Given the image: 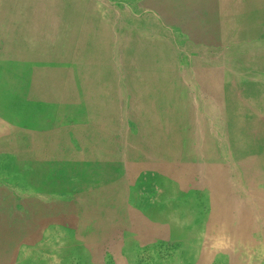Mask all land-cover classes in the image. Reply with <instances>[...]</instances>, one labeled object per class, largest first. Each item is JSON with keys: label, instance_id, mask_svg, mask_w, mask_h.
<instances>
[{"label": "rangeland", "instance_id": "1", "mask_svg": "<svg viewBox=\"0 0 264 264\" xmlns=\"http://www.w3.org/2000/svg\"><path fill=\"white\" fill-rule=\"evenodd\" d=\"M0 264H264V0H0Z\"/></svg>", "mask_w": 264, "mask_h": 264}, {"label": "crops", "instance_id": "2", "mask_svg": "<svg viewBox=\"0 0 264 264\" xmlns=\"http://www.w3.org/2000/svg\"><path fill=\"white\" fill-rule=\"evenodd\" d=\"M90 36V33H88L87 31V27L84 25H77L74 27V58L78 55H91L90 53V47H94L93 44H88L90 39L88 38ZM132 41V42H131ZM130 42L135 44V47L133 49H131L130 54L129 55H140V52L137 50L138 48V44L142 43L137 36H135ZM100 43V42H97ZM127 43V42H126ZM139 49V48H138ZM99 55H110L109 52H104V50L100 51ZM119 55H128L127 51H125V48H122L120 50V54ZM77 58V57H76ZM76 72V71H75ZM74 72V76H76L77 73ZM83 91L80 89H74V102L76 103H81L80 100H78V92ZM96 105H92L90 107H92L94 110L92 111L93 113H97L98 117H104L105 116V111L104 109L106 108L105 106V102L102 100H98L97 102H95ZM60 105V103H56V106ZM49 108L47 111H45L46 113H49L51 111V108L53 107H47ZM55 108V107H54ZM42 116V115H40Z\"/></svg>", "mask_w": 264, "mask_h": 264}]
</instances>
